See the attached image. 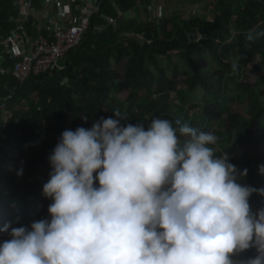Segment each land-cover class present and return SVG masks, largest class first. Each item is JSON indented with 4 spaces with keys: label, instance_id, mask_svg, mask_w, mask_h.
Returning a JSON list of instances; mask_svg holds the SVG:
<instances>
[{
    "label": "trees",
    "instance_id": "obj_1",
    "mask_svg": "<svg viewBox=\"0 0 264 264\" xmlns=\"http://www.w3.org/2000/svg\"><path fill=\"white\" fill-rule=\"evenodd\" d=\"M23 1L38 5L37 0ZM164 1L182 6L180 10L202 5L213 21L181 15L126 21L127 9L146 8L153 0H102L81 45L61 58L62 69L19 82L10 71L14 61H0V98H7L0 111V228L9 226L0 243L10 239L12 228L30 230L32 222L50 219L52 201L43 196L42 186L60 134L90 128L116 110L127 123L146 127L154 117L179 118L213 132L219 137L216 155L226 151L238 171L247 169L237 182L264 189V174L258 170L264 156L255 158L238 148L264 145V75L254 85L240 79L247 62L260 70L261 64L259 68L252 60L258 55L264 61V36L246 39L249 31L264 32V0ZM20 8L17 0H0V38L11 35ZM34 18L26 17L23 25L31 39L41 34ZM179 75L184 76L182 87ZM235 101L246 102L248 118L232 108ZM249 204L254 213L264 208V195L252 193ZM256 254L253 247L232 259Z\"/></svg>",
    "mask_w": 264,
    "mask_h": 264
},
{
    "label": "clouds",
    "instance_id": "obj_2",
    "mask_svg": "<svg viewBox=\"0 0 264 264\" xmlns=\"http://www.w3.org/2000/svg\"><path fill=\"white\" fill-rule=\"evenodd\" d=\"M126 119L116 110L60 134L42 186L50 219L12 228L0 264H264V208L249 204L264 189L237 182L247 169L216 155L219 137L179 118Z\"/></svg>",
    "mask_w": 264,
    "mask_h": 264
},
{
    "label": "built area",
    "instance_id": "obj_3",
    "mask_svg": "<svg viewBox=\"0 0 264 264\" xmlns=\"http://www.w3.org/2000/svg\"><path fill=\"white\" fill-rule=\"evenodd\" d=\"M76 5L79 12L78 21L64 18L65 3ZM102 0H63L59 3L62 10L58 17H50L45 24L36 23L38 33L35 38H29L24 32L26 17H29V6L24 3L19 9L11 35L0 38V61L13 60L11 75L23 82L30 75H38L52 69H62L60 60L72 49L80 46L87 33L93 15L100 9ZM31 6V5H30ZM48 32V36L42 34ZM4 101L0 98V111L4 109Z\"/></svg>",
    "mask_w": 264,
    "mask_h": 264
},
{
    "label": "rangeland",
    "instance_id": "obj_4",
    "mask_svg": "<svg viewBox=\"0 0 264 264\" xmlns=\"http://www.w3.org/2000/svg\"><path fill=\"white\" fill-rule=\"evenodd\" d=\"M165 5L166 4L164 2H162L161 4H157L156 6L150 5V6H147L145 9H142V10H144L145 13H147L148 16H150V17H147L146 20H153L155 15L157 18H159L161 16H167L168 13H170L171 9H169L170 11H167V8ZM141 7H143V6H141ZM173 13H174V15H181L184 18H189V17H194V16H202L205 20H208L210 22L213 21V18L208 15V11L204 10V7L202 5H192V6L189 5L188 8H185V6H184L183 10H180V11L175 10V11H173ZM204 15H206L207 17ZM252 61H254V63L257 66H259L261 64V68L259 66L260 70L256 69L255 66L252 65V63L247 62V66L241 72L240 79L245 78V80L249 84L254 85L258 81L259 77L264 75V61L261 60V58L258 55L255 56L254 60H252ZM178 79H179L178 80L179 81L178 86L182 87L184 84V82L182 81V80H184V76L179 75ZM261 87L264 88V84H262ZM122 95H125V93ZM172 95L175 96V92H173ZM262 100L264 101V97L262 98ZM195 101H197V100H195ZM245 104H246V102L235 101L232 104V108H234L238 111H241L246 116V118H248L249 114L244 110ZM238 148H239V150H242L245 153H247L251 156H254L255 158L264 156V145L259 146V147L254 146V145H247V146H241ZM234 261H236V260H234Z\"/></svg>",
    "mask_w": 264,
    "mask_h": 264
},
{
    "label": "crops",
    "instance_id": "obj_5",
    "mask_svg": "<svg viewBox=\"0 0 264 264\" xmlns=\"http://www.w3.org/2000/svg\"><path fill=\"white\" fill-rule=\"evenodd\" d=\"M37 1H38L37 2L38 5H34V6L33 5L30 6V4L27 3V5L30 8L29 15L35 17L34 18L35 23L43 25L45 24V22L48 21V18L58 17L59 13L62 11L59 8L58 2H62L63 0H37ZM17 2H20L21 5L24 4L23 0H17ZM162 2L166 4L165 6L167 8V11H170L169 9H171L170 13H168L167 16H173L174 15L173 11L175 10L180 11L182 7L177 5L176 3H171V2L169 3L167 1L165 2L164 0H153V2L150 5L156 6L157 4H161ZM64 6L66 8V11L64 12L65 20L66 21L74 20L77 22L80 15L79 12L76 10V5L71 2H67L64 4ZM141 6H139L138 9L136 7L127 9V12L123 13V20L125 19L126 21H130L133 18H137L138 20H146L147 17H150L147 15V13L144 12V10H142L145 9V7L144 6L141 7ZM154 18H156V15Z\"/></svg>",
    "mask_w": 264,
    "mask_h": 264
}]
</instances>
